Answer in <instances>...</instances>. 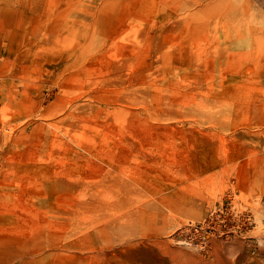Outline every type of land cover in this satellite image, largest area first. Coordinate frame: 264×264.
<instances>
[{
	"label": "rangeland",
	"instance_id": "obj_1",
	"mask_svg": "<svg viewBox=\"0 0 264 264\" xmlns=\"http://www.w3.org/2000/svg\"><path fill=\"white\" fill-rule=\"evenodd\" d=\"M11 24L33 29L0 34V264H264V191L217 200L236 192L251 213L228 240L188 232L206 214L174 225L152 206L174 188L169 141L217 108L262 138L264 0H0Z\"/></svg>",
	"mask_w": 264,
	"mask_h": 264
},
{
	"label": "crops",
	"instance_id": "obj_2",
	"mask_svg": "<svg viewBox=\"0 0 264 264\" xmlns=\"http://www.w3.org/2000/svg\"><path fill=\"white\" fill-rule=\"evenodd\" d=\"M42 1L46 3L58 0ZM13 12L11 11V14L14 16ZM12 27L11 24L9 28H0V34L7 30L11 31V34L12 31L15 34H32L33 28L29 24L18 29ZM51 28L54 32V28ZM8 66V70L0 69V119L11 118V81L8 77L11 75V62ZM216 115L220 119L209 127L207 125V128L193 126L196 137L192 140L169 141L179 146L171 168L175 173L174 188L166 196H161L166 198V202L152 206L153 211L166 210L169 217L175 220L174 225L181 220L202 218L232 184L237 190L250 196L264 191V178L259 176L261 171L258 169L259 173L256 171L252 178L250 175L253 168L257 169L261 159H264L263 156L257 155L254 149L264 148V131L259 141L240 138L243 134H253L250 124L236 122L232 116L224 117L221 108H217ZM0 131L4 134L7 129L2 128ZM3 134L0 133V176L3 172V162L11 161V141H6Z\"/></svg>",
	"mask_w": 264,
	"mask_h": 264
},
{
	"label": "built area",
	"instance_id": "obj_3",
	"mask_svg": "<svg viewBox=\"0 0 264 264\" xmlns=\"http://www.w3.org/2000/svg\"><path fill=\"white\" fill-rule=\"evenodd\" d=\"M238 196L236 192H228L201 220L189 224L188 232L202 238L203 242L212 236L228 240L239 234L250 223L251 213Z\"/></svg>",
	"mask_w": 264,
	"mask_h": 264
}]
</instances>
